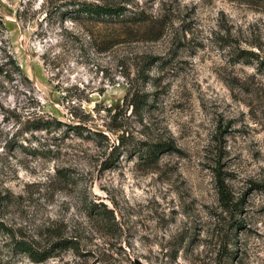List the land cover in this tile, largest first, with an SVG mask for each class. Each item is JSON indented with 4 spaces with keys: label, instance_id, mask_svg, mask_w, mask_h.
<instances>
[{
    "label": "rangeland",
    "instance_id": "374dc122",
    "mask_svg": "<svg viewBox=\"0 0 264 264\" xmlns=\"http://www.w3.org/2000/svg\"><path fill=\"white\" fill-rule=\"evenodd\" d=\"M0 68V223L68 245L0 264H264V0H0Z\"/></svg>",
    "mask_w": 264,
    "mask_h": 264
},
{
    "label": "trees",
    "instance_id": "16d2710c",
    "mask_svg": "<svg viewBox=\"0 0 264 264\" xmlns=\"http://www.w3.org/2000/svg\"><path fill=\"white\" fill-rule=\"evenodd\" d=\"M66 5L71 7L70 8L71 10H69V11L67 10V12H69V14H74L77 17H84L88 21H102V22H105L108 20L111 21L112 19L119 17L123 12V9H121L119 7L111 8L108 6L100 5L97 3H91V2H81V3H76V4L73 2H70ZM55 9H56V11H58V10L60 11V6L55 8ZM19 18H20V15H19ZM2 51L4 52L5 58L9 59V61H11V64H13L15 66L14 61L11 60L10 53L7 52L6 50H2ZM238 54H240V55L243 54L244 57L245 56L257 57L254 53L245 52L243 50H239ZM9 64H10V62H9ZM9 64H8V60H7L6 63L3 64V66L9 65ZM15 67H16L15 71H17L19 73V69L17 68V66H15ZM0 73H3L2 68H0ZM13 73H15V72L9 70L6 74H8V76H9ZM133 98H134V96H133ZM138 103H141V102L139 100H137L134 103V100H133V102H131L132 108H137ZM25 125H26V128H25L26 131L37 132V131L55 130V129L60 128L64 124H62L59 120H57L53 116L41 113V114H34L33 116H30L29 118H27ZM172 148H173V146H171V144H169V143L158 144V145H155L153 147H149L146 150V152H145L146 155L143 159L147 160L148 162H151L153 157L157 156V151H159L161 149H165V151H170ZM214 173H215V180H216L215 186H216V190H217V194H218L220 203H221V205H223L225 208L228 209L230 202H231V198L229 196V192H228L227 186L225 184V180L222 178V174H221L220 170L214 169ZM1 202H2V198H0V204H1ZM0 232L2 234L8 235L10 237V245H11L10 251H12V253H15V254L25 253V254L29 255V257L31 258V260L34 263L43 262L46 259H48L49 257H51L52 253L56 249L66 248L68 246L67 241H57L49 249H47V250L41 252V254H39L35 250H33L29 244L23 242L22 240H15L14 236L10 232V229L6 228L1 223H0Z\"/></svg>",
    "mask_w": 264,
    "mask_h": 264
}]
</instances>
